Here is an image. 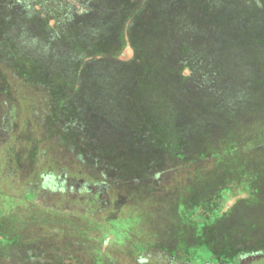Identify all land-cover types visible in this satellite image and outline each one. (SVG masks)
Segmentation results:
<instances>
[{"label":"rangeland","instance_id":"1","mask_svg":"<svg viewBox=\"0 0 264 264\" xmlns=\"http://www.w3.org/2000/svg\"><path fill=\"white\" fill-rule=\"evenodd\" d=\"M33 6L73 19L48 30L46 17L16 21L0 0V264L259 253L264 0ZM65 168L103 196L55 185Z\"/></svg>","mask_w":264,"mask_h":264},{"label":"trees","instance_id":"2","mask_svg":"<svg viewBox=\"0 0 264 264\" xmlns=\"http://www.w3.org/2000/svg\"><path fill=\"white\" fill-rule=\"evenodd\" d=\"M35 2H40V0H18V2H13V3L6 1V0H3V5L7 6V10L11 11L15 15L14 19H16V21H18L19 19H23L24 17L25 18L26 17L32 18V19H34V18L35 19H39V18L41 19L43 17H46L48 19V25H47L48 30H49V27L51 30L53 29V27H54L53 20L56 22V24H55L56 27L58 24L60 26L64 27V28H62V30L60 29L61 31H63V30L65 31V29L67 27H69V24L71 23L73 18L68 20L69 14L66 15L67 14L66 9H61V10L55 9L56 11H58V12L55 11V13H57V16H54L53 14L47 15L46 13L40 15L38 9L33 6V4ZM7 3H8V5H7ZM16 16H17V18H16ZM145 20H147V19L145 18L144 21ZM144 21H143V24H144ZM57 22H58V24H57ZM183 51H187V50L183 49ZM225 74L226 73H225L224 69L219 68V78L223 79ZM254 251L262 252V251H264V246H261L259 248L257 247V249H254ZM240 255H241V253L234 251L233 256L231 257V259L229 261H221L218 264H234L237 261V257H239Z\"/></svg>","mask_w":264,"mask_h":264},{"label":"flooded vegetation","instance_id":"3","mask_svg":"<svg viewBox=\"0 0 264 264\" xmlns=\"http://www.w3.org/2000/svg\"><path fill=\"white\" fill-rule=\"evenodd\" d=\"M59 172L60 173H59L58 177H55V178L52 177L53 182H55V185L58 184L59 187L68 188V189H65V190L69 191V192H72L73 194L80 193L81 196H83V193H86L85 196H84V198H86L87 194L93 196L92 192L96 193L98 191V194H99L98 196L102 197L103 196L102 193H104L106 191L107 187L104 186V185H103L104 187H102L98 183H92V182L83 183V181H80V180H82L80 178V176H82V172L80 170H76L75 171V169H72L71 170V172H72L71 175H69L67 173V169L66 168L65 169H61ZM91 173H93V172H91ZM77 182H79L80 184L77 183ZM54 189H56V190L58 189L59 190L60 188L55 187ZM65 190H63V191H65ZM97 198H99V197H97ZM100 199H102V198H100ZM94 201H96V200H94ZM262 252H259V253H262ZM250 254H255V253L242 254L241 256L237 257L238 264L240 263L239 262L240 260H243L245 257H247ZM172 263H173L172 260L167 262V264H172ZM206 264H212V263H206Z\"/></svg>","mask_w":264,"mask_h":264},{"label":"water","instance_id":"4","mask_svg":"<svg viewBox=\"0 0 264 264\" xmlns=\"http://www.w3.org/2000/svg\"><path fill=\"white\" fill-rule=\"evenodd\" d=\"M263 256H264V254H262V253L250 254L247 257H245V259L253 260V259H259V258H261Z\"/></svg>","mask_w":264,"mask_h":264}]
</instances>
